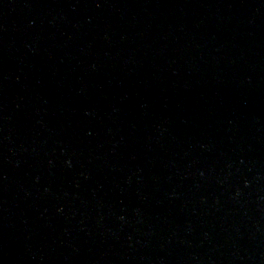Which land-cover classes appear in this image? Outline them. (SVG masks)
Returning a JSON list of instances; mask_svg holds the SVG:
<instances>
[{
	"label": "water",
	"instance_id": "water-1",
	"mask_svg": "<svg viewBox=\"0 0 264 264\" xmlns=\"http://www.w3.org/2000/svg\"><path fill=\"white\" fill-rule=\"evenodd\" d=\"M0 264H264V0H0Z\"/></svg>",
	"mask_w": 264,
	"mask_h": 264
}]
</instances>
